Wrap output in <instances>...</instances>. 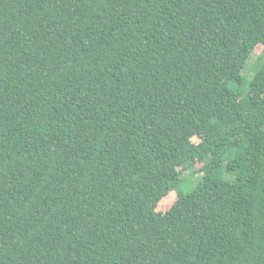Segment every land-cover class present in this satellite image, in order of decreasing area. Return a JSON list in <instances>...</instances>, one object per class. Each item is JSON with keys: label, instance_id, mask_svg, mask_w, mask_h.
<instances>
[{"label": "trees", "instance_id": "obj_1", "mask_svg": "<svg viewBox=\"0 0 264 264\" xmlns=\"http://www.w3.org/2000/svg\"><path fill=\"white\" fill-rule=\"evenodd\" d=\"M259 44L264 0H0V264H264Z\"/></svg>", "mask_w": 264, "mask_h": 264}, {"label": "rangeland", "instance_id": "obj_2", "mask_svg": "<svg viewBox=\"0 0 264 264\" xmlns=\"http://www.w3.org/2000/svg\"><path fill=\"white\" fill-rule=\"evenodd\" d=\"M264 47L263 45L259 44L256 47L255 52L250 56L246 67L243 70L244 74H247L249 77L253 76V70L255 68V65L257 64V58L258 56L261 54V52L263 51ZM197 138H194V141H196ZM176 199V194L175 193H171L168 196H166L162 201L159 202L157 209L160 211H165L167 208H169L172 203L175 201Z\"/></svg>", "mask_w": 264, "mask_h": 264}]
</instances>
